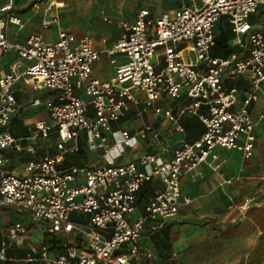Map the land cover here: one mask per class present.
I'll return each instance as SVG.
<instances>
[{
  "label": "built area",
  "instance_id": "built-area-1",
  "mask_svg": "<svg viewBox=\"0 0 264 264\" xmlns=\"http://www.w3.org/2000/svg\"><path fill=\"white\" fill-rule=\"evenodd\" d=\"M166 1L175 5L157 13L138 8L120 22L117 38L101 48L90 35L69 29L59 30L54 41L39 33L24 41L10 39L8 25L22 21L14 13L15 0L0 6V54H15L0 73V210L23 214L22 221L6 226L0 217V261L139 264L143 254L150 264H170L154 258L151 250L143 253L145 224L157 230L175 217L189 201L180 192L181 176L199 163H216L218 149L252 153L251 106L264 87V0ZM221 18L235 34L227 40L232 52L214 55ZM102 55L113 64L105 81L92 75ZM21 75L51 95L43 101L46 117L16 136L10 122L17 108L14 83ZM182 96L187 100L177 102ZM133 107L140 117L150 109L171 131L184 133L182 120L188 115L198 117L204 129L192 141L156 148L162 133L152 118L131 129L124 124ZM260 117L264 120V107ZM51 132L53 152L34 157ZM142 142L152 150L134 155ZM80 149L100 151L104 163L59 168L67 154ZM129 150L131 156L123 158ZM24 153L33 157L19 169L7 168L12 154ZM146 183L152 191L138 211L137 193ZM247 206L245 199L238 208ZM32 228L65 236V241L54 249L30 242ZM12 247L23 254H9Z\"/></svg>",
  "mask_w": 264,
  "mask_h": 264
},
{
  "label": "crops",
  "instance_id": "crops-1",
  "mask_svg": "<svg viewBox=\"0 0 264 264\" xmlns=\"http://www.w3.org/2000/svg\"><path fill=\"white\" fill-rule=\"evenodd\" d=\"M168 2L172 4L165 9L175 5L173 1ZM19 4L20 8L15 7L14 13L16 12L21 18L22 24L20 26L8 25L7 35L10 39L24 41L31 33H39L46 41H54L61 29H69L76 35L83 33L79 24L73 23L68 17L62 16L58 20V14L54 13L60 11L61 14H64V9L43 11L41 7L37 6L39 4L37 1L29 7L22 3ZM49 18H56L48 26L56 25L53 37H47L42 33L48 28L43 27L42 22ZM221 20L222 25L227 28L226 20L221 18L219 21ZM83 34L88 33L84 32ZM102 40L104 44L99 45L93 38L94 45L101 48L113 41L105 42V38ZM13 60H15L13 52L0 54V73L6 72ZM112 65L109 63L108 57L102 55L99 60L93 63L92 75L105 81L113 73ZM22 68L21 63L20 69ZM33 89L42 90L44 93L31 98L30 105H27L30 106L31 111L27 115L33 118V114H35L36 117L31 121H26L23 112H21L22 106L25 105L19 103V95L23 91ZM14 91L17 108L10 122V130L12 133L14 132V135L21 136L27 130L28 124L38 118L46 117L43 101L51 95V91L39 87L25 75H21L14 83ZM263 93L264 87L259 98ZM178 100L177 102H185L187 99L182 96ZM257 101L251 106V113L255 120V140L252 153L245 156V153L240 150L221 148L218 149L216 163L202 162L185 172L180 178L179 185L181 195L188 198L189 201L182 203L175 217L167 220L161 228L151 230L149 223L145 224L143 235L140 237L143 253L151 250L154 258L170 261V264H244L240 261L246 260L252 249L260 242H264V120L260 117L264 101ZM139 118L138 124H130L129 120H126L124 124L131 129L152 118L162 133L160 140L156 143V148L160 144L176 147L182 141H192L204 129L203 124L195 116L188 115L183 118L184 133L169 130V123L161 118L154 119L151 110L150 113L146 112L143 117ZM151 150L152 148L147 146L146 142H142L134 155L140 151ZM130 156L129 150L123 158ZM15 157L16 155L13 157L12 154L11 161L14 159L21 163ZM19 168L18 166L15 169ZM245 199H248V206L245 209H239V204ZM142 206L143 203L138 205L137 210H141ZM2 214V210H0V217ZM3 225L6 226L7 223ZM8 253L19 256L23 254V249L12 247L8 249ZM150 262L151 259L142 254L139 264H150ZM0 264L7 263L1 261Z\"/></svg>",
  "mask_w": 264,
  "mask_h": 264
},
{
  "label": "rangeland",
  "instance_id": "rangeland-1",
  "mask_svg": "<svg viewBox=\"0 0 264 264\" xmlns=\"http://www.w3.org/2000/svg\"><path fill=\"white\" fill-rule=\"evenodd\" d=\"M6 1L7 0H0V6L5 4ZM30 1L32 0H15V7L20 8L19 3L27 6ZM37 2H39L37 6L41 7L43 11L50 9H64V14H61L60 11L54 13L58 14V20H60L62 16H66L72 20L73 23H78L82 29L81 31H83V33L85 32L90 34L94 38L95 42L99 43V45L104 44L102 40L103 38L106 39L105 42H111L119 34L120 22L122 20L131 18L132 15H134L133 13H135L139 7L146 6L151 11L158 12L171 6L172 4L166 0H37ZM59 2H61V4H59ZM104 16H106L107 19H104ZM221 22L222 20L218 22L217 28L219 25H222ZM46 29L47 30L42 31V33L47 37H53L54 33L56 32V25L54 24ZM230 83L237 84V81L233 80L230 81ZM40 93L43 94L44 92L37 89L23 91L19 95V103L24 104L25 106L30 105L31 98L34 95H39ZM81 96L85 97V95ZM259 100L264 101V93L261 94V97L258 99V101ZM25 106H22L21 112H23L22 114L26 121H31L36 117V115L33 114V118L28 117L27 113H30L31 111L29 108L30 106ZM148 113H150V109H148ZM127 115V119L129 120L130 124H138L140 122V116L136 115L134 107L130 109ZM51 133L48 137L42 138V141H45V143L51 142L50 144L53 146L56 141L55 132ZM42 141H40V144H42ZM79 160H82L84 164L87 165L104 163V160L100 156V151L96 150L89 151L87 149H83ZM20 164L22 163L16 162L14 160L7 165V168H17L20 166ZM2 213L1 219L3 224L23 220L22 213L14 212L10 208H2ZM127 220L130 221L131 216H127ZM28 240L33 243H44L49 248L54 249L53 246L57 242H60V240L65 241V236L52 237L47 235L46 231L43 229L36 230L32 228V232L30 233ZM2 262L13 264L11 261ZM242 262H244V264H264V242H260L257 246H255L248 255V258L246 260L244 259L243 261H240V263Z\"/></svg>",
  "mask_w": 264,
  "mask_h": 264
},
{
  "label": "trees",
  "instance_id": "trees-1",
  "mask_svg": "<svg viewBox=\"0 0 264 264\" xmlns=\"http://www.w3.org/2000/svg\"><path fill=\"white\" fill-rule=\"evenodd\" d=\"M37 0H32L29 2V4L27 5L28 7L31 6L33 3H35ZM233 35H235L233 32H231L230 30H227V28L223 25H219L217 28V31L215 33V45L212 48V53L214 55H227L229 54L231 51V49H229L227 47V40L232 38ZM175 105L173 104V107ZM14 134V132H13ZM24 134H27V131L25 130ZM52 134V133H51ZM42 144L38 143V147H37V151L36 154L34 155V157L39 156L40 154L43 153V151L45 150H49L50 152H53V146L52 144H50L51 142H46L42 141ZM83 152V149H80L76 152L73 153H69L65 156L64 161L62 163V165H60V169L64 170L65 168H67L68 166L71 165H84V162L82 160H79L81 157V153ZM14 157V154H13ZM33 155L24 153V154H18L16 155V159H18L19 161H26L30 158H32ZM12 161H14V159H12ZM81 161V162H79ZM152 188L150 186V184L146 183L144 186H142L137 193V205H140L141 203H144L147 196L151 193Z\"/></svg>",
  "mask_w": 264,
  "mask_h": 264
}]
</instances>
